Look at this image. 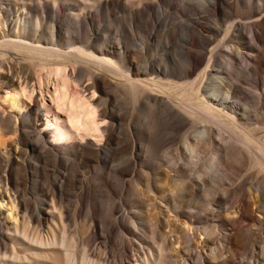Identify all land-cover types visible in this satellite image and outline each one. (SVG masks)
<instances>
[{
	"label": "rangeland",
	"instance_id": "1",
	"mask_svg": "<svg viewBox=\"0 0 264 264\" xmlns=\"http://www.w3.org/2000/svg\"><path fill=\"white\" fill-rule=\"evenodd\" d=\"M55 10L59 12L56 24L51 22ZM43 12L48 16L40 30L44 38H51L55 25L60 43H65L69 36L90 48L107 50L113 54L117 67L125 75H133L134 79L147 76L173 88L199 79L204 86L207 83L203 93L206 96L212 95L219 87L222 94L217 103L229 102L225 111L237 114L240 127L264 147V27H261L264 26V3L260 0H222L219 7L213 0H10L4 17L13 23L19 19L22 23L27 21L35 29L37 15ZM252 16L256 17L250 18ZM240 23L246 25L244 33L240 32ZM232 24L234 27L228 31ZM238 52L243 55L241 60ZM230 63L234 66L231 67ZM206 69L208 77L201 80ZM34 76L33 85L40 100L59 85V77L50 69L34 68ZM83 79L87 82L89 76ZM118 88H112L109 100L111 110L118 116L123 115L122 122L112 121L121 143L110 146L112 154L107 166L102 164L105 159L100 156L102 168L98 165L94 169H80L76 160L68 165L63 160L48 167L46 176L41 175V185L37 187L33 176L34 165L38 162L32 157V150L39 143L34 132L38 133L42 128L28 118L27 112L24 114L26 124L15 120L14 127L20 131L9 136H15V150H24L25 156L22 165H16L9 173L5 187L0 185L3 193L0 202H4L0 209V238L2 235L7 238L4 225L12 228L5 206L8 197L6 194L4 197L8 190L17 201L28 200L33 207L61 206L66 212L64 224L59 222V230H62L58 232L62 234L66 226L67 230H64L76 247L73 252L77 257L82 258L87 252L89 258L98 264H136L137 256L142 262L145 255L149 256L158 249L160 235H168L165 250L167 248L169 252L164 250L169 253L164 254L168 258L166 263L175 264L178 259L173 258L174 249L190 245L187 244L189 241L185 242L187 240L181 244L175 241L177 233L168 219H179L177 211L191 214L195 222L191 226L194 235L199 232L204 237L206 229H213L215 235L211 238H216L215 242L219 241V244H224L225 235L231 232L229 227L221 224L222 219L226 215L240 219L238 226L244 229L243 232H249V236L248 233L242 234L249 239L255 236L245 239V244L248 243L246 249L230 247L227 255H232L235 262L232 264H264V228L241 218L248 200L254 202H251L252 210L264 212V171L260 173L261 166L255 162L260 155L248 151L257 149L248 148L244 143L242 146L243 138L238 140L239 135L211 119L214 123H208V127L217 122L210 127L213 142H201L196 152L198 156L194 154L196 157H192L185 144L194 138L202 139L203 124L186 115H183L184 122L179 118L182 116L172 112L176 109L168 105V99L166 106L157 107L148 99L149 92L137 99L131 87ZM46 100L50 103L48 97ZM41 115L44 117L45 114L41 112ZM47 125L45 122L43 129ZM53 135H49L48 140H52ZM131 144L136 147L132 164L128 160ZM68 146H59L57 150L62 152ZM217 156L224 161H217ZM17 176L24 179L20 186ZM82 191L85 195L81 199ZM168 205L170 211H167ZM56 213L60 211L56 210ZM257 216L262 215L258 213ZM48 225L44 226L45 234L49 233ZM6 242L11 246L10 239ZM168 244L174 248V254ZM249 244L256 252H251ZM217 246L213 245L208 253L214 252ZM208 253L203 256L207 257ZM194 256V262L202 264L201 256L196 252ZM28 262L26 264H30ZM37 262L64 264L58 257ZM182 262L179 259L176 263Z\"/></svg>",
	"mask_w": 264,
	"mask_h": 264
},
{
	"label": "bare ground",
	"instance_id": "2",
	"mask_svg": "<svg viewBox=\"0 0 264 264\" xmlns=\"http://www.w3.org/2000/svg\"><path fill=\"white\" fill-rule=\"evenodd\" d=\"M8 1L10 0H0V185L5 187V182L8 180V176L10 177L9 173H12L16 165H22L21 161L24 159L25 152L24 150H15V136L9 135H16L20 131V129L14 127L15 120L20 121V124H26L27 118L24 117L25 112L28 113V118L35 121L36 125L40 126L39 128H42L38 133L34 132L36 133L34 136H38L39 138V143L35 144L32 150V157L38 162L34 165L36 167L33 176L36 179L37 187L41 185V175L46 176L48 167L51 165H58L62 163L63 160L67 165L76 160L79 163L80 169H94L103 167L100 166V156H102L105 159L102 164L107 166L108 162L111 160L110 157L112 154V151L109 149L110 146L112 148V145L119 146L121 143V138L116 136L117 129L112 121H123V115H116L110 108L109 92L114 87L117 89H120L118 87H131L137 99L140 98L141 95L149 92L147 93L150 97H148V99L157 107H162V105L166 106L169 100L170 103L168 105H172L173 109H176L172 112L178 116H182L179 118L184 122L186 118H184L183 115H186L192 120H197L199 123L203 124L204 126H201L202 133H200L202 139L199 137L198 139L194 138L192 142L187 141L185 144L192 157H196L194 154H197L196 152H198L197 150L201 142H213L211 141L213 129L210 127L216 125L217 122L208 127V123H214L211 119L218 121V125H220L219 123L223 124V127L225 125L227 129L229 128L232 130L231 132L239 135V138H243L242 140L244 141H241L242 146L244 143L248 148L255 147L257 149L248 151L250 153L255 152L256 155L259 153L258 155L260 156L256 157L255 162L257 166H261L262 170L259 168L261 171L259 172L263 173V145H260L252 138L253 136H251L249 132L240 127L237 114L225 111L229 102L224 101L217 103L220 102L219 96L222 94L219 87H216L212 95L206 96L203 95V93L207 83L205 82L206 84L204 86L203 81L199 79L191 83L181 84L177 88H173L169 84L154 78L148 79L147 76L140 80L134 79L133 75H125V73L117 67L113 60V54L107 50L90 48L86 43L71 39L69 36L65 43H60L55 33V25L52 27L54 34L51 38H44L40 35V30L43 29L44 24L48 20V16H45L44 12V14L39 13L37 15L35 29H32L27 21L22 23L23 21H19L20 19L15 21V23H13L14 21L10 22L4 17L7 13ZM221 1L222 0H213L217 7L220 6ZM260 1L264 3V0ZM58 15V10H55L52 14V23L56 24L55 18ZM23 17L27 18L25 13H23ZM255 17L256 16H252L250 18ZM245 26L244 23H240L239 27L241 33L247 30ZM233 27L234 24L230 25L228 31ZM142 48H144V45ZM237 55H239V59L243 56L241 52H238ZM255 62L256 64L259 63L257 59ZM191 64L194 68L193 63ZM233 64L231 67L234 66ZM34 68L50 69L59 77L60 81L56 89L53 92L48 91L46 94L50 103L46 100L47 97H43L42 100L38 98L39 92L36 91L35 85H33L35 79ZM77 71L78 74H76ZM86 75L89 76L87 82L83 79ZM206 77H208L207 69L203 72L201 80L206 79ZM43 95L44 94H42V96ZM107 95L108 97L104 99L103 96ZM166 99L168 100L166 101ZM41 112L45 114L44 117L41 115ZM45 122H47L48 125L43 129V124H45ZM52 133H54L52 140H48L49 135ZM241 138L238 140H241ZM210 142L209 144H211ZM62 145H69L71 147L68 148V146L66 150L59 152L60 150L58 151L57 148ZM130 147L132 150H129L128 154L130 157L128 160L129 163L132 164L135 159L136 147L132 144ZM204 147H206V145ZM121 151L122 150H120V153H123V151ZM219 154H221V152ZM221 156H217V161L223 159L220 158ZM223 161L224 160H222V162ZM41 164H43V166H41ZM1 167L4 168V171L1 170ZM115 172L119 173L118 170H115ZM18 176L17 183L20 186L24 179L22 178V180L21 177ZM2 186H0V188ZM5 194L8 197V202L5 204V206L8 207L6 211L8 213L7 219L12 221V228H9V225H4L7 238L5 235H2V238H0V264H26L27 261H29L28 263L30 264H37V261L53 259V257H58L64 264H98L97 261L96 263L89 258L87 252H84V255L81 254L83 255L82 258L80 257L81 259L73 252V247L75 246H73V241L68 238V234L65 231L67 230L65 229L67 228L65 226L66 223L63 225V227L65 226V230L63 229L62 234L58 232L60 229L59 222L64 224L63 217L66 212L65 210V212H63L61 206L58 208L56 204H52L49 209L33 207L28 200L17 201L13 198L14 196L8 193V190L7 193H4V197ZM62 195L65 197L63 193ZM84 195L82 191L79 197L82 199ZM172 195L175 196L173 193ZM206 195L209 196L210 194L206 193ZM0 196L3 197V193ZM177 196L178 195H176V197ZM251 202V200L245 201L244 212L242 211L243 214L240 212L241 218L246 221H251V223L254 222L256 226L259 225L264 228V212L252 210L253 204H251ZM180 205L182 204L179 203V206ZM169 206L170 205H168L169 210L166 209L167 211L171 209ZM2 207H4V202H0V209ZM62 207L64 206L62 205ZM56 210L58 213L60 211V213L57 214ZM177 212L178 218L183 219V221H181V219L179 221L181 224L177 221L179 219H177L176 215L177 220H174L171 216L172 219H168V222L175 227L174 233H177L175 241L181 244L184 240H187L185 242L189 241L190 243L187 244L190 245L189 247L187 245V248L179 246L180 248L178 249H174L173 247L171 249V246L168 245L172 253L173 249L175 250V254L173 253L175 256L173 258L176 257L178 259L175 258L177 261H179V259L183 260L182 264H198V261L197 263L194 262L195 252L201 256L202 264L235 263L232 261V255H227V252H229V250L231 251L230 247L246 249L248 243L245 244V239L248 238L247 240H250L255 236H251L249 239V237L245 236V233H248L249 236V232H243L244 229L242 230V228L238 226V220L240 219L226 215V217L222 219L221 224L225 227H229V231L231 232L225 235L224 241L222 240L224 244H219V241L215 242L216 238H211L215 233L213 229H206L205 232H203L204 237H201L199 232H196L194 235V233L191 232V226L195 222L191 218V214L189 216L186 212ZM258 213H261L262 216L258 217ZM161 214L163 215V213ZM231 215L235 216L233 213ZM221 217H223V215H221ZM94 221L92 220V222ZM32 223H34L35 226L32 225ZM47 224H49V233L45 234L43 229ZM247 229H249V227ZM197 233L199 234L197 235ZM167 236L163 235V237H161L160 235L159 239L161 244L158 246V249L151 252L149 256L145 255V260L142 262L137 256L135 263L167 264L166 261L168 258H165V256L169 253H164L168 240V238L166 239ZM9 239L11 241V246H8L6 242ZM171 241L168 242L173 244ZM174 245L175 244H173V246ZM213 245L218 246L214 252H210L209 254L208 252ZM10 248L12 249L10 253L14 252L13 255L8 253ZM192 249L195 250L194 253ZM253 249L254 248H252L251 252H256L253 251ZM168 250L169 249L166 248L165 251L169 252ZM203 253H208V258L203 256ZM176 262L175 264L179 263Z\"/></svg>",
	"mask_w": 264,
	"mask_h": 264
}]
</instances>
